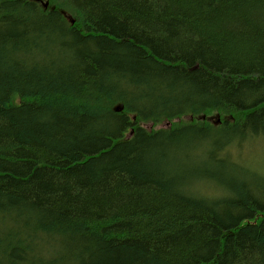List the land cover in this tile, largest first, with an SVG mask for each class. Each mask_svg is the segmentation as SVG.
I'll use <instances>...</instances> for the list:
<instances>
[{
	"label": "trees",
	"instance_id": "trees-1",
	"mask_svg": "<svg viewBox=\"0 0 264 264\" xmlns=\"http://www.w3.org/2000/svg\"><path fill=\"white\" fill-rule=\"evenodd\" d=\"M253 141L264 0H0V264H264Z\"/></svg>",
	"mask_w": 264,
	"mask_h": 264
},
{
	"label": "rangeland",
	"instance_id": "rangeland-1",
	"mask_svg": "<svg viewBox=\"0 0 264 264\" xmlns=\"http://www.w3.org/2000/svg\"><path fill=\"white\" fill-rule=\"evenodd\" d=\"M175 120L180 121L181 119ZM183 120H188V118L184 117ZM170 124V122L159 123L156 125H153V123H148L147 126L151 128L153 126H169ZM234 152H238L241 161L246 160L245 163L253 170H258L259 172L264 171V145L258 144L257 141H253L252 143H244L240 150L234 149Z\"/></svg>",
	"mask_w": 264,
	"mask_h": 264
}]
</instances>
